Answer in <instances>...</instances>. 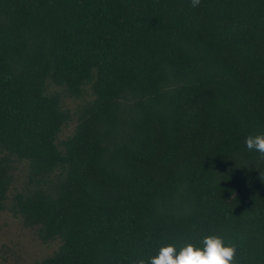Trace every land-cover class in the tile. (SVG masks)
Returning a JSON list of instances; mask_svg holds the SVG:
<instances>
[{"label":"trees","instance_id":"16d2710c","mask_svg":"<svg viewBox=\"0 0 264 264\" xmlns=\"http://www.w3.org/2000/svg\"><path fill=\"white\" fill-rule=\"evenodd\" d=\"M90 98L72 113L61 93ZM69 135L59 132L71 119ZM264 0H0V210L38 264H132L222 235L264 264Z\"/></svg>","mask_w":264,"mask_h":264},{"label":"rangeland","instance_id":"374dc122","mask_svg":"<svg viewBox=\"0 0 264 264\" xmlns=\"http://www.w3.org/2000/svg\"><path fill=\"white\" fill-rule=\"evenodd\" d=\"M50 90L61 93L62 106L73 112L80 104L90 98L89 92L79 98L62 93L61 88L51 85ZM75 124V118L63 126L58 137L70 134ZM12 182L7 191L4 208L0 210V264H38L44 257L50 255L57 247L58 240L41 241L36 228L22 224L17 215L9 209L11 195L27 185V171L24 162L11 163Z\"/></svg>","mask_w":264,"mask_h":264},{"label":"clouds","instance_id":"9594fccd","mask_svg":"<svg viewBox=\"0 0 264 264\" xmlns=\"http://www.w3.org/2000/svg\"><path fill=\"white\" fill-rule=\"evenodd\" d=\"M192 7H197L200 0H190ZM245 146L249 151L259 153L264 160V133L249 134L245 137ZM236 244L227 243L222 235H205L199 245L192 242L162 245L157 254L150 257L148 264H236ZM132 264H146L144 258L132 261Z\"/></svg>","mask_w":264,"mask_h":264}]
</instances>
